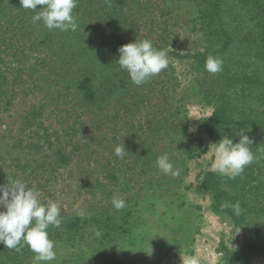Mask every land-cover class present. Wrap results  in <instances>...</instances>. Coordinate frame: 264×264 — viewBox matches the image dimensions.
Wrapping results in <instances>:
<instances>
[{
  "label": "rangeland",
  "instance_id": "obj_1",
  "mask_svg": "<svg viewBox=\"0 0 264 264\" xmlns=\"http://www.w3.org/2000/svg\"><path fill=\"white\" fill-rule=\"evenodd\" d=\"M198 1L126 0L120 12L139 24L142 33L147 26L154 31L164 27L167 49L185 55L204 49L195 21ZM100 3L106 4L105 0ZM3 4L9 7L0 16V184L21 179L38 191L41 202L54 200L63 218L77 217L80 211L88 218L77 234H55L51 240L56 259L46 264H181L184 254L200 256L203 264H226V256H239L241 227L211 208L208 190H199L213 160L207 151L215 142L198 127L212 113L202 85L210 73L197 68L189 57L169 55L167 69L146 83L129 82L126 91L115 88L110 105L101 110L98 126L80 124V119L69 127L68 134L78 146L67 165L57 166L54 129L60 128L63 118L68 119L67 127L78 115L73 101L61 97L68 89H61L60 77L69 69L66 56L76 49L75 44L69 51L57 47V56L51 59L48 45H58L63 31L49 30L42 22L33 24L32 19L22 18L15 24L22 17L20 0ZM11 14L16 17L13 22ZM45 34L51 35L50 41L42 42ZM233 55H227L229 73L242 63L239 54ZM47 64L60 75L50 72ZM164 75L167 86L161 83ZM250 97L246 104L262 112L264 96L256 90ZM42 105L40 117H32L30 112ZM254 137L264 142V127L252 132L250 139ZM58 140L66 144V151L71 150L64 136ZM120 144L126 149L123 158L114 153ZM163 154L180 170L179 176L159 170L156 161ZM108 172L114 173L111 180ZM97 180L100 187L90 192L87 186ZM113 196L125 200L126 207L116 211ZM94 214L98 216L91 217ZM34 255L27 245L16 252L0 244V264H33ZM242 261L264 264V247L251 250Z\"/></svg>",
  "mask_w": 264,
  "mask_h": 264
},
{
  "label": "trees",
  "instance_id": "obj_2",
  "mask_svg": "<svg viewBox=\"0 0 264 264\" xmlns=\"http://www.w3.org/2000/svg\"><path fill=\"white\" fill-rule=\"evenodd\" d=\"M3 1L6 0H0V16L6 13L3 12L5 7H9L6 4L3 7ZM125 1L111 0V7H109L107 4L102 5L100 0H77V6L73 10L79 25L77 30L63 31L59 35L60 41L56 46L52 45V42L47 44L52 53L51 59L57 56L56 49L59 46L66 47V51H69L73 44L76 47L75 50L69 51L70 55L66 56L70 70L66 68L64 75L55 74L48 67L51 60H48L46 65L50 72L60 75L61 80L63 79L61 89H68V91H65L61 97L64 100L73 101V111L78 114L69 126L64 127V124L68 122L65 117L60 128L54 129L53 133L57 140L54 162L57 166L67 165L71 161L72 154L75 153V146H78V143L72 142L71 135L68 134L69 127L80 119V124L97 123L98 126L101 110L110 105L115 88L122 87L126 91L125 84L132 83L129 81L128 73L116 62L119 55L118 48L133 42L136 38H147L157 49H167V42L163 37L165 28L161 26L154 31L152 26H147L148 31L142 33L139 24H132L133 21H129L121 14L120 7ZM198 4L200 10L195 21L203 39V51L181 55L167 49L168 56L189 57L199 69L205 68V61L209 55L222 58L225 63L223 71L214 75L210 73L208 77L210 79H206L207 82L204 80L205 85L202 84L206 90L204 95L210 97L208 101H211L213 114L202 119L198 127L212 136L215 142H218L225 134L229 135L234 142L238 141L239 136L236 133L241 128L251 137L252 132L258 131L260 126L264 127V110L257 113L255 108L246 104L247 100H252L250 95L256 90L259 91L260 96H264V0H199ZM40 7L37 5L36 11H39ZM21 13L22 17H19L15 24L20 23L22 18L31 22L35 14L33 10L26 11L24 8ZM10 17L12 22L16 18L12 14ZM153 17L155 19V16ZM152 23L153 20L151 25ZM50 38H52L51 35L45 34L41 40L46 42L50 41ZM228 53L239 54L241 62L245 65L237 63L234 72L229 73L231 69L225 68L228 67L226 64ZM54 61L61 62L58 58ZM54 82L57 85L58 81L54 80ZM152 82L157 84L155 80ZM161 83L168 85L166 77ZM106 87L110 90H106ZM134 92L137 95V92ZM68 96L69 99H67ZM42 107L43 105L36 112L33 109L30 115L40 117ZM86 116L88 118L84 119ZM44 131L46 138H49L47 128ZM60 135L64 136V143H68L71 150L66 151V144L58 140ZM252 141L253 145L250 147L256 159L245 167L241 175L235 179H229L217 172L206 171L200 180L199 190L204 189L211 193V208L217 213L227 215L233 224L240 226L243 231L240 255L234 259L226 256L225 259L228 261L226 264H244L242 260L251 250L264 247V142L259 141L258 137L252 138ZM113 177L114 173L108 172V178L111 180ZM99 185L101 184L97 180L95 184H89L87 187L90 192H94L100 187ZM236 202L240 203L242 209L239 216L234 214L231 207L222 208L224 204L232 205ZM95 216L98 214L91 215L93 218ZM87 222L88 218L80 216L63 218L60 228L49 227L50 239L57 237L55 234L60 233L59 231L64 234H77ZM225 251L227 255L228 250L225 249Z\"/></svg>",
  "mask_w": 264,
  "mask_h": 264
},
{
  "label": "clouds",
  "instance_id": "obj_3",
  "mask_svg": "<svg viewBox=\"0 0 264 264\" xmlns=\"http://www.w3.org/2000/svg\"><path fill=\"white\" fill-rule=\"evenodd\" d=\"M105 3L111 7V0H105ZM20 4L22 8L35 12L32 16L33 24L42 22L47 29L60 31H76L79 27L73 15L77 0H20ZM37 5L41 6L39 11H36ZM117 51L119 55L116 62L137 86L160 74L169 65L168 50L157 49L147 38H136L133 42L121 45ZM223 64L222 58L209 55L205 61V70L211 74L221 73ZM236 135L239 136L236 142L227 134L221 136L218 142L209 145L207 151L213 157L209 170L229 179L241 175L245 167L256 159L250 147L253 141L245 134V130L241 128ZM125 152L123 144L114 148L117 157L123 158ZM156 164L165 175H180V170L174 168L167 154L159 156ZM111 202L116 211L126 207L125 200L116 196H113ZM227 207H231L236 216L241 214L239 202L222 205V208ZM61 213V207L54 200L41 202L38 191L28 187L26 181L14 179L0 184V244L16 252H21L27 245L35 254L33 264H46L55 260V244L50 239L48 229L50 226L60 228L63 222ZM77 215L84 218L85 212L80 211ZM95 235L99 237L101 232L97 230ZM181 264H203V260L196 254H184L181 255Z\"/></svg>",
  "mask_w": 264,
  "mask_h": 264
}]
</instances>
